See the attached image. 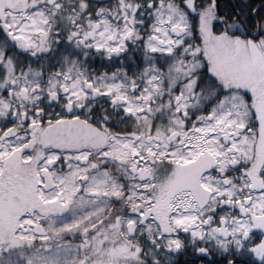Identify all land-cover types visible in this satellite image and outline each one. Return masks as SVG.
<instances>
[{"label":"snow or ice","instance_id":"1","mask_svg":"<svg viewBox=\"0 0 264 264\" xmlns=\"http://www.w3.org/2000/svg\"><path fill=\"white\" fill-rule=\"evenodd\" d=\"M0 264H264V0H0Z\"/></svg>","mask_w":264,"mask_h":264}]
</instances>
